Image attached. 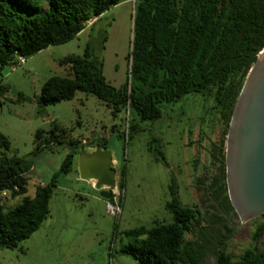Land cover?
Wrapping results in <instances>:
<instances>
[{"label":"trees","instance_id":"trees-1","mask_svg":"<svg viewBox=\"0 0 264 264\" xmlns=\"http://www.w3.org/2000/svg\"><path fill=\"white\" fill-rule=\"evenodd\" d=\"M121 0H0V107L9 91L2 85L3 72L50 46L77 38L89 21L101 17ZM107 41L104 37L102 44ZM264 50V0H138L133 19L130 80L121 89L111 86L103 75V63L87 46L83 56L71 55L60 63L65 77H52L37 98L39 107L73 101L78 93L92 95L114 112L129 110L142 122L156 123L163 108L189 95H202L214 102L215 126L222 130L212 142L210 163L197 174L208 199L221 214L233 217L226 180V140L238 97L251 68ZM24 100L20 97L19 101ZM214 126V127H215ZM143 127L129 125L132 132ZM68 139V142H63ZM85 141V142H84ZM66 144L71 152L60 173L73 172L81 149H109L107 142L72 139L67 130L53 124L51 131L36 133L34 154L51 145ZM9 139L0 133V193L10 192L22 202L6 209L0 202V250H17L38 232L51 216L56 177L36 187L28 196L31 165L17 156L9 157ZM125 171L119 174L123 188ZM166 209L172 224H157L126 233L130 243L121 252L139 264H264V250H247L239 259L226 246H209V222L197 206L181 203L174 187Z\"/></svg>","mask_w":264,"mask_h":264},{"label":"rangeland","instance_id":"rangeland-1","mask_svg":"<svg viewBox=\"0 0 264 264\" xmlns=\"http://www.w3.org/2000/svg\"><path fill=\"white\" fill-rule=\"evenodd\" d=\"M132 37L133 5L121 0L77 38L4 70L1 81L9 91L1 99L0 133L11 143L7 155L30 163L28 196L55 177L56 187L49 219L21 249L0 250V264H139L121 252L131 241L126 233L173 223L166 209L172 200L170 187L183 205L197 206L208 219L204 225L210 227L209 246L225 245L234 260L247 250H264V216L243 226L239 216L228 217L213 209L205 187L196 183L197 174L210 163L211 143L221 138L222 130L214 125L212 99L189 95L164 107L163 118L154 124L142 122L129 110L115 113L113 107L84 93L73 101L39 107L37 98L46 82L68 74L60 62L71 55L83 56L87 46L102 60L107 82L123 88L130 80ZM21 96L24 100L19 101ZM53 124L67 130L72 139L107 142L118 181L121 169L125 171L120 217L110 215L99 190L78 176L80 155L72 173H60L71 152L66 144L34 154L37 131H51ZM130 124L143 129L132 132L130 139L118 137L128 134ZM0 202L9 209L20 204L22 197L8 192ZM206 261L210 264L214 258L209 255Z\"/></svg>","mask_w":264,"mask_h":264},{"label":"water","instance_id":"water-1","mask_svg":"<svg viewBox=\"0 0 264 264\" xmlns=\"http://www.w3.org/2000/svg\"><path fill=\"white\" fill-rule=\"evenodd\" d=\"M78 176L91 181L99 195L114 185L115 163L107 149H81ZM226 180L231 203L243 222L264 216V50L251 68L234 108L226 140Z\"/></svg>","mask_w":264,"mask_h":264},{"label":"built area","instance_id":"built-area-1","mask_svg":"<svg viewBox=\"0 0 264 264\" xmlns=\"http://www.w3.org/2000/svg\"><path fill=\"white\" fill-rule=\"evenodd\" d=\"M129 1L133 5V19H134L135 10H136V3L138 0H129ZM96 21H97V18L89 21L87 24V27L91 26ZM21 60H24V59H21ZM131 65H132V59H131V64H130V72H131ZM93 186H95V185L93 184ZM104 189L111 192V194H112L111 199L107 200V212L114 217H120L122 214V202L124 199L123 188H121L119 181L117 179H115V183L112 187H110V188L105 187ZM7 193L8 192H6V191L0 193V200L4 196H6Z\"/></svg>","mask_w":264,"mask_h":264},{"label":"crops","instance_id":"crops-1","mask_svg":"<svg viewBox=\"0 0 264 264\" xmlns=\"http://www.w3.org/2000/svg\"><path fill=\"white\" fill-rule=\"evenodd\" d=\"M85 142V141H84ZM88 149H90V150H92V149H94V148H88ZM92 183V182H91ZM92 185H93V183H92Z\"/></svg>","mask_w":264,"mask_h":264}]
</instances>
